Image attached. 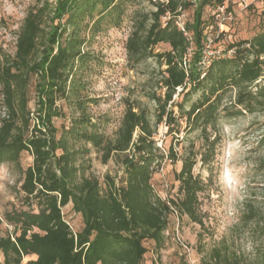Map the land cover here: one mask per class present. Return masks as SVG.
Segmentation results:
<instances>
[{
	"label": "trees",
	"instance_id": "1",
	"mask_svg": "<svg viewBox=\"0 0 264 264\" xmlns=\"http://www.w3.org/2000/svg\"><path fill=\"white\" fill-rule=\"evenodd\" d=\"M127 1L57 0L50 9L45 0L28 11L15 53L0 52L1 107L5 108L0 116V164H20L25 151L33 156L21 184L29 208L8 211L4 217L0 214L4 258L0 264H142L148 251L146 241L153 240L158 250L164 246L171 213L202 222L198 206L204 181L194 173L196 154L183 159L177 174L179 197L165 200L154 189L152 179L164 158L157 153L156 125L165 120L173 130L178 122L174 107H178L180 115L186 116L188 130L199 131L204 138L201 162L209 166L218 142L217 134L211 136L227 110L222 106L226 94L235 89L233 103L245 110H251L253 99L264 97V85L259 81L264 74V28L251 39L228 44L227 50L234 51L231 56H215L204 65L208 30L213 25L207 8L216 9L226 0H160L150 16L135 23L126 46L134 63L154 57L166 65L159 83L165 92L152 93L158 108L156 125L145 109L129 105L114 140L98 129L89 130L79 119L58 127L54 118L63 116L58 102L76 93L77 62L87 61L85 40L80 35L85 16H93L99 6L100 20L105 14L119 16ZM189 10H193L192 19L180 27L178 17ZM47 14L58 23L45 33ZM164 16L168 17L165 22ZM159 43L169 44L170 50L155 52ZM33 82L34 110L29 107ZM198 92L200 97L192 100ZM176 94L182 99L176 101ZM78 102L80 106L85 103L82 99ZM72 139L92 143L105 163L114 154L120 155L124 165L120 183L108 176L103 191L99 179L86 175L84 164L78 163L83 151L71 144ZM169 156L177 159L174 150ZM70 203L82 217L79 231L63 214L62 208ZM247 207L244 221L254 222L264 233L258 210L251 203ZM4 221L14 230L2 235ZM201 264L241 262L229 246L219 245Z\"/></svg>",
	"mask_w": 264,
	"mask_h": 264
},
{
	"label": "rangeland",
	"instance_id": "2",
	"mask_svg": "<svg viewBox=\"0 0 264 264\" xmlns=\"http://www.w3.org/2000/svg\"><path fill=\"white\" fill-rule=\"evenodd\" d=\"M44 1L0 0V52L15 53L18 33L28 11L41 6ZM47 1L50 9L57 3V0ZM157 1L160 0H128L119 16L105 14L102 20V6L93 12V16H85L80 35L85 40L83 50L88 53L87 61L77 62L76 93L68 100L58 102L63 112V116L54 118L58 127L64 123L69 126L72 119H79L89 130L98 129L108 139L114 140L129 105H134L136 110L145 109L156 125L158 108L152 93L165 92L159 83L166 65L164 62L159 64L154 57L134 63L128 57L126 46L135 23L146 15L150 16L156 10ZM263 10V0H226L216 9L207 8L206 14L213 15L206 44V54L210 55V60L215 56H231L234 51L227 50L228 44L251 39L259 33L264 28ZM192 14L193 10L181 14L178 25L183 27L192 19ZM51 17L52 14L44 17L45 33L58 23V20L53 23ZM167 19L164 16L162 21ZM170 48L167 43H159L155 46V52ZM259 81L264 85V74ZM253 90H256L255 86ZM29 95V107L34 110V82ZM200 95V92L193 94L192 100H197ZM235 95L236 90L233 89L222 101V106L227 110L222 113L217 131H213L211 136L213 139L217 134L218 142L209 166L201 162L204 138L199 131L188 130L186 116L180 115L178 107H174L178 122L173 124V130L165 120L156 125L154 139L159 147L156 152L164 155V158L152 179L154 189L165 200L179 197L177 174L182 168L183 159L196 154L194 173L204 181L198 206L202 222H195L187 215L179 217L177 212L171 213L164 246L158 250L153 240L146 241L148 251L142 264H201L219 245H227L236 252L241 264H264V233L256 229L254 222L244 221L247 203H251L264 224V97L253 99L251 110H245L233 103ZM78 99L84 100L83 106L79 105ZM174 99L179 101L182 96L176 94ZM4 113L0 88V116ZM91 123L98 126L94 127ZM138 134L139 130L134 137L137 138ZM71 144L82 149L78 163L84 164L86 175L99 179L103 191L107 188L108 176L120 183L124 171L120 155L114 154L105 163L102 152L92 143L72 139ZM171 150L176 152V160L170 158ZM32 163L33 156L25 151L20 164H0V214L3 217L8 211L29 208L21 184L24 170ZM62 210L73 229L81 230L82 217L72 210L71 203ZM13 230L14 226L4 221L1 234ZM3 259L0 252V261ZM27 259L25 257L24 261Z\"/></svg>",
	"mask_w": 264,
	"mask_h": 264
},
{
	"label": "built area",
	"instance_id": "3",
	"mask_svg": "<svg viewBox=\"0 0 264 264\" xmlns=\"http://www.w3.org/2000/svg\"><path fill=\"white\" fill-rule=\"evenodd\" d=\"M210 54H211V53H210ZM209 56H210V55L205 54V58H204V60H203L204 65H207V64L210 62V58H209Z\"/></svg>",
	"mask_w": 264,
	"mask_h": 264
}]
</instances>
